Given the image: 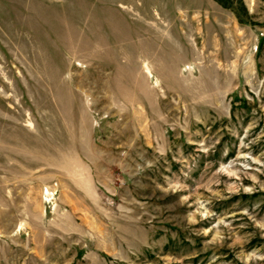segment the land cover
Here are the masks:
<instances>
[{
    "label": "rangeland",
    "instance_id": "1",
    "mask_svg": "<svg viewBox=\"0 0 264 264\" xmlns=\"http://www.w3.org/2000/svg\"><path fill=\"white\" fill-rule=\"evenodd\" d=\"M0 264H264V0H0Z\"/></svg>",
    "mask_w": 264,
    "mask_h": 264
}]
</instances>
